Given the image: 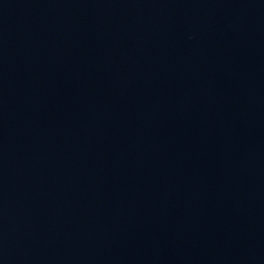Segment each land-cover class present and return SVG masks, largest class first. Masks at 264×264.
Masks as SVG:
<instances>
[{
  "label": "water",
  "instance_id": "1",
  "mask_svg": "<svg viewBox=\"0 0 264 264\" xmlns=\"http://www.w3.org/2000/svg\"><path fill=\"white\" fill-rule=\"evenodd\" d=\"M0 264H264V0H0Z\"/></svg>",
  "mask_w": 264,
  "mask_h": 264
}]
</instances>
